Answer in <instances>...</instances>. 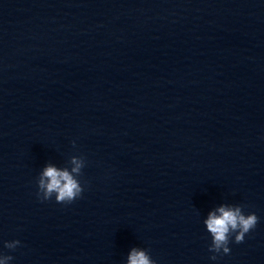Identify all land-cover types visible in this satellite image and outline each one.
<instances>
[{
    "label": "clouds",
    "instance_id": "9594fccd",
    "mask_svg": "<svg viewBox=\"0 0 264 264\" xmlns=\"http://www.w3.org/2000/svg\"><path fill=\"white\" fill-rule=\"evenodd\" d=\"M71 163L75 165L71 172L52 165L43 169L37 179L36 195L40 200H50L54 195L57 203L70 204L82 195L84 189L77 177L81 175L85 161L74 156ZM73 173L76 175L74 176ZM258 220L255 213L246 215L241 205L221 206L216 212H210L204 221L206 230L212 237L209 252L213 255L210 259L216 260L217 254H229L231 251L228 246L230 237L235 234L234 242L242 243L246 234L256 227ZM19 244V240H14L5 242L4 246L8 249H15ZM12 259L10 255L0 254V264H9ZM128 264H156V262L147 250L134 248L128 257Z\"/></svg>",
    "mask_w": 264,
    "mask_h": 264
}]
</instances>
